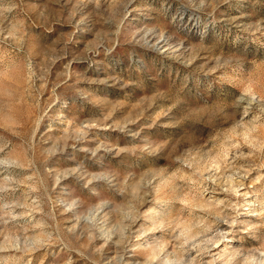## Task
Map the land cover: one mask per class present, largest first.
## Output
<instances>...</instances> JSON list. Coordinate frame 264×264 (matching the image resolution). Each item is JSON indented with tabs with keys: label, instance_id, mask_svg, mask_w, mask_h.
I'll list each match as a JSON object with an SVG mask.
<instances>
[{
	"label": "rangeland",
	"instance_id": "rangeland-1",
	"mask_svg": "<svg viewBox=\"0 0 264 264\" xmlns=\"http://www.w3.org/2000/svg\"><path fill=\"white\" fill-rule=\"evenodd\" d=\"M0 264H264V0H0Z\"/></svg>",
	"mask_w": 264,
	"mask_h": 264
}]
</instances>
